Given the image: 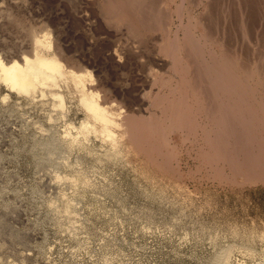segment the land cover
<instances>
[{"label": "rangeland", "instance_id": "obj_1", "mask_svg": "<svg viewBox=\"0 0 264 264\" xmlns=\"http://www.w3.org/2000/svg\"><path fill=\"white\" fill-rule=\"evenodd\" d=\"M113 1L0 0V56L9 63L37 52L60 55L72 61L69 69L92 72L86 89L109 98L102 104L113 113L160 119L158 95L172 98L179 82L172 57L162 53L169 34L146 28L129 8L110 10ZM146 2L164 14L171 36L180 16L192 23L206 59L225 44L264 78V0ZM44 33L49 51L34 45ZM69 81L31 93L0 81V264H264V180L213 167L200 136L181 129L168 133L165 147L154 133L155 148L134 147L120 128L116 145L93 130L81 133L91 117ZM220 167L225 178L215 174Z\"/></svg>", "mask_w": 264, "mask_h": 264}, {"label": "bare ground", "instance_id": "obj_2", "mask_svg": "<svg viewBox=\"0 0 264 264\" xmlns=\"http://www.w3.org/2000/svg\"><path fill=\"white\" fill-rule=\"evenodd\" d=\"M146 1L147 0H124L118 2L117 0V3H115L116 1H113L111 3L108 2L107 7L109 9L118 8L119 6L129 8V10L133 12V14L136 13L139 16L140 22L143 24V26H146V28H152V30L165 29L169 34V41H167L166 39L167 36H164L165 38L163 37L167 43L164 44L163 42L161 44V46H163L164 44L162 48V51L164 52L162 53H165V56L167 54L169 57H172L171 62L173 65H171L174 66L173 68L175 70V76L176 73L179 74L177 75L179 82L176 88L170 89V93H174L172 98H168L160 94L158 95L159 98H157V101H159V105L164 104V108L161 105V110L163 109V112L161 114L162 118L158 119L157 115L156 117L154 116L155 114H152L151 117L147 118L146 116H141L140 114L135 113L125 114V111H120L116 114L113 113L108 106H104L106 102L108 103L109 98L108 100L102 98L99 93L100 91H98V89L95 90V87L91 91L89 90L92 87H89V90L86 89V81L89 80L91 82H94L95 78L93 79L92 72L87 69H82L80 71H76L74 70V68L69 69V65H71L72 61L70 62L66 60V62L64 61V63L59 57L60 55L57 56L53 54L50 55L37 52L36 54H34L35 56L33 55L34 57L31 54L30 55L32 57L25 55L23 57V60L21 59L22 62H20L21 60L18 61L15 59L9 63H6L0 56V81L5 83L11 90L17 91L18 93H31L38 89L43 91V88L49 86L51 81H55L58 79H65L69 81L72 79L74 80L75 86L80 92V104L91 117L89 122H85V120L83 121V123L81 122L82 124L79 125L80 130H78L81 133L85 134L86 131L93 130L94 133L100 135L102 139L105 138L111 140L113 145H116L118 139H116L115 137V129L120 128L123 137H127L131 141V143H133V146L135 145L137 147H142L144 145L149 146L151 143L153 145V142L151 141L152 135H154V133L156 134V132L158 131L157 134L162 135L161 137L163 138V144H161L160 146L163 147L164 145L165 147L166 144L168 145V133L174 129H181L184 131L187 137H195L197 135L198 137L200 136L202 144L206 148L205 152H202L203 158L207 159V162L210 165H226L229 171H231V174H233V177L234 175L238 174L240 175V177L245 179L257 178L264 180V88L261 89L260 87L262 85V81L264 80V78H261L260 73L263 72L260 71L259 73V67L256 64L251 67L252 64L249 63L251 65L250 67L254 69L248 68L249 65L247 64H240V61H237V58H234V56L229 53L230 51L228 52L225 49V44H223L224 49H221L222 53L219 56L221 58L212 53H207V56L209 58L206 59L204 55L205 49L201 46V41H199L201 39L199 38L200 35L198 36V38L196 37L197 35L195 36L196 32L193 29L194 25L192 23L189 25L186 24L184 19L182 18L183 16H180L178 28L176 31H174L175 33H173V36H171L169 30L170 28L168 29V27H166L167 24L164 14L159 10H155L157 8L156 5L155 7L153 6V2L152 4H149ZM145 9H147L146 12L148 13L145 12ZM183 10L181 9V12H183ZM176 11L178 13L180 11L179 8ZM187 12L186 15L188 14ZM200 22L202 23V21ZM131 26H133V23ZM169 27L171 26L169 25ZM204 27H206V25ZM133 28L132 30L134 31ZM235 28L237 29V27ZM138 30L136 32L140 33ZM238 30L241 29L238 28ZM180 33L183 35V37ZM50 36V33H44L41 36H34V45L36 44L38 48L46 49L47 51L51 50L53 45ZM206 36L207 35H204L203 37ZM202 40L206 41V39ZM207 49L209 50V48ZM181 51L184 52V60H180L181 56L179 58ZM212 52H214V50ZM251 79H254L253 84H250L251 81L249 82V80ZM69 82L72 83V81ZM155 82L158 81L155 80ZM189 90H191L196 97V101H192L193 104L188 103L187 100V94L189 93ZM260 90L262 91V93L258 94L257 92ZM175 93L177 95H175ZM171 94L170 96H172ZM257 94L259 96H257ZM166 95L168 96L167 93ZM189 99L191 100L190 97ZM102 101L104 102V105L102 104ZM199 116H202V118H200ZM91 120L92 122L90 123ZM163 122L166 124L164 127H162ZM80 132L77 134H81ZM66 134L69 135V133ZM73 136L74 135H72V137ZM73 138L74 139L72 140V142L77 141L75 136ZM161 147H159L158 150H160ZM153 148H155V146ZM116 156H118V154ZM217 171L218 172L215 174H217L218 177L225 178L223 176L221 167L218 168ZM225 174L226 172H224V175ZM73 179L75 181L74 184H76L80 180L79 177H73Z\"/></svg>", "mask_w": 264, "mask_h": 264}]
</instances>
